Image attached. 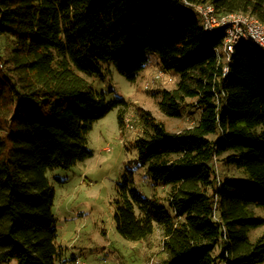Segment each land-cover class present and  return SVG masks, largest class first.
I'll return each mask as SVG.
<instances>
[{
	"label": "trees",
	"instance_id": "16d2710c",
	"mask_svg": "<svg viewBox=\"0 0 264 264\" xmlns=\"http://www.w3.org/2000/svg\"><path fill=\"white\" fill-rule=\"evenodd\" d=\"M183 1L0 0V264H74L57 243L47 172L92 157L86 136L114 108L125 127L130 103L106 102L93 80L113 67L135 82L149 54L179 77L174 90L152 91L160 110L199 117L171 132L134 105V148L156 193L143 196L126 170L117 232L146 241L159 229L157 264H264V235L249 236L264 224L254 210L264 208V49L237 44L224 73L223 31L205 33ZM186 1L264 23V0Z\"/></svg>",
	"mask_w": 264,
	"mask_h": 264
},
{
	"label": "rangeland",
	"instance_id": "374dc122",
	"mask_svg": "<svg viewBox=\"0 0 264 264\" xmlns=\"http://www.w3.org/2000/svg\"><path fill=\"white\" fill-rule=\"evenodd\" d=\"M148 59L135 82H129L113 67L105 80H93L95 90L103 93L106 102L123 100L130 103L131 106L126 107L125 127L119 125L121 106L114 108L97 120L86 136V148L93 152L92 157L70 169L55 168L47 172L55 190L53 213L57 243L65 248L67 258L75 256L90 263L106 260L108 264H157L160 260L162 233L159 229L156 228L146 241H130L117 232L114 219L119 183L126 170L133 172L135 185L143 196L151 198L156 193L134 148V141L141 134V129L136 126L134 105L150 111L171 132L192 126L199 111L182 108L180 118H169L160 110L158 98L152 91L159 88L174 90L179 77L162 71L156 54H149ZM161 71L163 76L156 79ZM216 164L220 171L221 163ZM157 194L164 197L166 188H158ZM163 202L170 210L168 202ZM254 210L257 218L264 219V208L255 207ZM263 235L264 224L249 231L252 240Z\"/></svg>",
	"mask_w": 264,
	"mask_h": 264
},
{
	"label": "built area",
	"instance_id": "2783aa9c",
	"mask_svg": "<svg viewBox=\"0 0 264 264\" xmlns=\"http://www.w3.org/2000/svg\"><path fill=\"white\" fill-rule=\"evenodd\" d=\"M183 4L185 7L192 8L200 18L205 33L213 34L217 31H223V45L216 49V53L223 64L224 73L227 72V64L229 63L237 44L247 42L264 49V23L254 15L243 12L218 14L212 5H192L186 0L183 1ZM162 76L163 72L161 71L156 75V79ZM74 264L108 263L105 261L90 263L77 257Z\"/></svg>",
	"mask_w": 264,
	"mask_h": 264
}]
</instances>
